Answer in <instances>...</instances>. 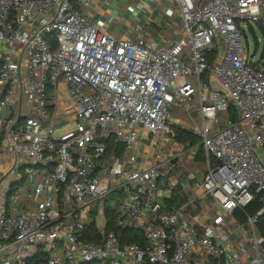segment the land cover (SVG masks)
<instances>
[{"label":"built area","instance_id":"obj_1","mask_svg":"<svg viewBox=\"0 0 264 264\" xmlns=\"http://www.w3.org/2000/svg\"><path fill=\"white\" fill-rule=\"evenodd\" d=\"M160 1L180 20L161 43L99 29L93 0H0V264H264V70L242 39L264 0Z\"/></svg>","mask_w":264,"mask_h":264},{"label":"crops","instance_id":"obj_2","mask_svg":"<svg viewBox=\"0 0 264 264\" xmlns=\"http://www.w3.org/2000/svg\"><path fill=\"white\" fill-rule=\"evenodd\" d=\"M168 7L160 0H93L90 18L99 29L115 35L139 30L161 43L163 39L171 41L180 32V20L167 13Z\"/></svg>","mask_w":264,"mask_h":264},{"label":"rangeland","instance_id":"obj_3","mask_svg":"<svg viewBox=\"0 0 264 264\" xmlns=\"http://www.w3.org/2000/svg\"><path fill=\"white\" fill-rule=\"evenodd\" d=\"M243 33V46L245 51L248 54L249 61L252 62V65L259 66V68L264 70V34L262 30L255 24L247 25L244 23L242 25ZM57 91H58V103L63 101H68V88L66 85L61 84L59 81L57 83ZM72 110L71 105H66L63 107H59L57 114H63L64 112L68 113ZM72 116L66 117V121L71 120ZM62 131H65L63 128ZM152 150H150V158L152 157ZM200 180V177L198 178ZM194 185V182H191ZM118 200V199H117ZM107 203H111L109 199L106 201Z\"/></svg>","mask_w":264,"mask_h":264},{"label":"trees","instance_id":"obj_4","mask_svg":"<svg viewBox=\"0 0 264 264\" xmlns=\"http://www.w3.org/2000/svg\"><path fill=\"white\" fill-rule=\"evenodd\" d=\"M176 137H177V141L179 143H185V142H190L191 144L196 143V139L194 138V136H192L190 133H186L184 131L177 130L176 131ZM111 148H112V145L110 144V146L108 148V154H109V151L111 150ZM118 150H120V148L117 149V151H116L117 153H118ZM258 208H259L258 202H257V200H255L252 204H250L247 207L246 211L249 214H255V212L258 210ZM259 229H260L261 235L264 236V218H262L260 220Z\"/></svg>","mask_w":264,"mask_h":264}]
</instances>
